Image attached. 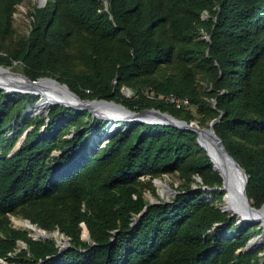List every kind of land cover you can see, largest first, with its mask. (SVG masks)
Listing matches in <instances>:
<instances>
[{
  "label": "trees",
  "instance_id": "trees-1",
  "mask_svg": "<svg viewBox=\"0 0 264 264\" xmlns=\"http://www.w3.org/2000/svg\"><path fill=\"white\" fill-rule=\"evenodd\" d=\"M22 2L0 0V65L18 63L33 81L53 77L82 99L187 122L199 116L201 127L217 119L216 134L247 175L249 200L264 204V0H47L18 37ZM171 93L190 104L176 109L160 98ZM38 100L0 89V259L264 264L261 249L244 250L262 227L218 207L224 181L194 132L138 121L111 127L62 105L32 114ZM172 174L183 181L178 196L151 204L144 187ZM197 177L200 188L191 189ZM201 187L213 189L212 200ZM10 214L58 229L69 246L33 239L11 226Z\"/></svg>",
  "mask_w": 264,
  "mask_h": 264
},
{
  "label": "water",
  "instance_id": "water-1",
  "mask_svg": "<svg viewBox=\"0 0 264 264\" xmlns=\"http://www.w3.org/2000/svg\"><path fill=\"white\" fill-rule=\"evenodd\" d=\"M9 80H14L18 82L22 80L28 83H36L40 80H52L56 84L60 85L64 90H66L70 95V97L75 101L74 103H72L70 101L59 98L52 100L46 99V102H48V106L45 107L41 105L42 100L43 99L45 100L44 96L41 95L39 100L34 104L33 107L29 106V111L32 114H38L42 109L45 108L46 109L44 112H47L48 111L47 108L53 105H62L76 110L89 111L96 118L104 119L105 121H110L111 127L115 126L118 122L138 121L141 123L173 126L186 131H192L197 135L198 144L206 151L207 156L212 162L213 170L218 171L221 167L222 168L221 170L224 171L225 177L229 180H232L235 183L236 185L235 196L237 197V199L243 202L245 205H247V207L251 211H258L259 209L264 207L263 204L260 208H256L250 202L246 193L247 175L243 170V168L240 166V164L227 150L223 140L216 134L214 125L217 122V119L212 120L208 124V126L202 128L193 121L187 122L184 120H180L169 113L162 112L155 108L143 109L141 111H132L123 104L117 103L115 101H110L105 99H93V100L82 99L80 96L74 93L67 84L61 83L54 78L41 77L33 81L24 74L16 73L10 70V68L0 65V89L10 93L38 95V90H24L17 88V86H15V84L10 82ZM127 92L129 93L130 90L127 89ZM105 109L106 112H104ZM158 181L160 180L158 179L154 180L156 184ZM215 189H220L224 191L223 187L215 188ZM150 203L155 204V203H159V201L151 200ZM220 209L223 212L229 213L231 215H235V213L231 212L225 207H220ZM237 218L239 222H244V223L247 222L258 223L261 220V217L258 216L256 212H253L250 216L244 218H240L237 215ZM38 230L47 234V232L44 230H40V229ZM263 235H264V230H263ZM31 237L33 239H37L34 236ZM44 237L45 239H49V235ZM244 250L245 251L252 250V248L249 247V243L246 245ZM0 261H4V260L0 259Z\"/></svg>",
  "mask_w": 264,
  "mask_h": 264
},
{
  "label": "rangeland",
  "instance_id": "rangeland-1",
  "mask_svg": "<svg viewBox=\"0 0 264 264\" xmlns=\"http://www.w3.org/2000/svg\"><path fill=\"white\" fill-rule=\"evenodd\" d=\"M46 1L47 0H23V2L17 7V11L14 15V18H15V27H16V32H17L18 37L25 36L29 33L30 27H31V20H32L30 17V12L33 11L34 8H36V7L44 6L46 4ZM206 17L207 16H204V18H206ZM10 70H12L16 73L23 74V72L19 68L18 63H14L13 68H10ZM51 78H53V77H51ZM123 94L129 98L133 97V95H134V93L131 90L128 93L127 89H123ZM36 96H38L40 98L39 95H36ZM45 109H42L40 111V113L44 112ZM191 111L193 113H195V108L191 107ZM199 120H200V117L197 116L196 120H194L193 122L196 123L198 126H200ZM157 179L160 181H163V183H165L167 185L168 189L165 188V191H164L165 194L164 193L162 194L161 190L158 188L157 184L154 182V180H156V179H154L152 181V185L154 187V190L149 189L148 187H144V196L149 202L151 200L159 201V202H161V201L171 202V200L174 197L178 196V193L183 188V185H182L183 181L180 179V177L177 174L165 175V176H163L161 178H157ZM201 183H202V180L197 177L196 183L192 184L191 189H199L200 188L199 184H201ZM201 189L207 191L206 200H212L213 199V196L211 194V192L213 191L212 188L201 187ZM215 190L218 193L220 189H215ZM220 191H221L220 195L222 198H221L220 202L218 201L217 205H218V207H223L225 205L224 199H223V194L225 191H223V190H220ZM9 219L11 221L12 227L17 228V229H21V230H26L30 233L31 236H34L33 233H31L27 228L17 224V220L31 222L29 219L24 218L21 214H19V215L10 214ZM254 224L257 225L258 227H262V229L264 230V226L262 225V223L258 222V223H254ZM33 225H35V224H33ZM35 226L40 230H44V229L39 228L37 225H35ZM84 228H86L85 225H83V232H84ZM44 231H46V230H44ZM46 232L50 234L49 239H54L56 241L57 245L60 246L61 248H66L69 246V242H70L69 238L66 237L64 234L60 233L58 229L51 231V232H48V231H46ZM34 237H36V236H34ZM36 238L37 239H45V237H43V236L36 237ZM82 238L84 240L89 241L90 240L89 232H88L87 237L82 234ZM248 243H249V247L252 248V250L257 251V250L261 249L259 256L264 257V250H262V248L264 247V235H263V233L256 235L255 237L251 238ZM19 246L25 247V244L22 242H19ZM7 264H10V263L7 262ZM12 264H16V263H12Z\"/></svg>",
  "mask_w": 264,
  "mask_h": 264
},
{
  "label": "bare ground",
  "instance_id": "bare-ground-1",
  "mask_svg": "<svg viewBox=\"0 0 264 264\" xmlns=\"http://www.w3.org/2000/svg\"><path fill=\"white\" fill-rule=\"evenodd\" d=\"M6 75V74H4ZM10 82L14 83L17 88L24 89V90H38V95L41 96L43 95L45 100H42L41 105L47 107L48 102H46V99H64L67 101H70L74 103L75 101L70 97L68 92L64 90L60 85L56 84L52 80H40L36 83H28L25 81L20 80L14 81V80H9ZM76 104V103H75ZM109 111V110H108ZM106 112V109L104 110ZM119 116V115H118ZM222 168L217 171L220 173V175L223 178L224 184L223 188L225 191V195L223 197L225 205L223 207L227 208L231 212L235 213V215H238L240 218L248 217L250 216L253 212H256L258 216L261 217L260 223L264 226V207L259 209L258 211H251L247 205H245L243 202L239 201L237 197L235 196V190H236V185L232 180H229L225 177L224 171L221 170ZM158 188L161 190L162 194L165 191V188H167V185L163 183V181H158L157 182ZM165 194V193H164ZM17 224L20 226H23L27 228L31 233H33L34 236L36 237H41V236H47L50 234H45L44 232H41L38 230V228L33 225L31 222L28 221H22V220H17ZM84 236H88V231L86 228H84L83 232ZM0 264H7L4 261H0Z\"/></svg>",
  "mask_w": 264,
  "mask_h": 264
},
{
  "label": "built area",
  "instance_id": "built-area-1",
  "mask_svg": "<svg viewBox=\"0 0 264 264\" xmlns=\"http://www.w3.org/2000/svg\"><path fill=\"white\" fill-rule=\"evenodd\" d=\"M164 101L172 104L176 109H181L187 107L190 104V101L187 97H178L175 94L171 93L166 97H160Z\"/></svg>",
  "mask_w": 264,
  "mask_h": 264
}]
</instances>
